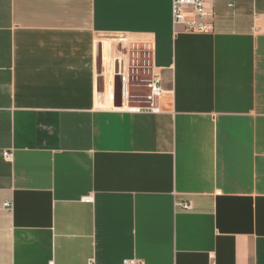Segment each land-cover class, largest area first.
Wrapping results in <instances>:
<instances>
[{"label":"crops","instance_id":"0c3cea01","mask_svg":"<svg viewBox=\"0 0 264 264\" xmlns=\"http://www.w3.org/2000/svg\"><path fill=\"white\" fill-rule=\"evenodd\" d=\"M203 2L0 0V264H264V0ZM108 37L158 112L114 106Z\"/></svg>","mask_w":264,"mask_h":264},{"label":"built area","instance_id":"2783aa9c","mask_svg":"<svg viewBox=\"0 0 264 264\" xmlns=\"http://www.w3.org/2000/svg\"><path fill=\"white\" fill-rule=\"evenodd\" d=\"M210 17L211 13L205 7L203 0H172V23L174 26H181L185 31L194 33L208 32L209 29L207 21ZM135 45L138 46L137 43ZM140 46H142L143 50H145L148 55L151 70L149 78L145 79L142 83V86L145 88V94L129 98L127 96L128 89L124 81V76L116 71L115 73L120 78L121 86V107H117V109H122L123 107L128 106L130 110L136 113H156L159 111L158 103L161 95L163 94V90L160 86L159 76L151 69L150 48L145 45ZM129 103L135 105L130 106ZM11 157L12 153L10 151H4L3 158L5 160H10ZM86 201H89V199H86ZM178 206L184 210H188L190 208L187 203H181L178 204ZM124 264L138 263L135 261H125Z\"/></svg>","mask_w":264,"mask_h":264},{"label":"rangeland","instance_id":"374dc122","mask_svg":"<svg viewBox=\"0 0 264 264\" xmlns=\"http://www.w3.org/2000/svg\"><path fill=\"white\" fill-rule=\"evenodd\" d=\"M106 46L103 57V68L111 77L118 71L124 76L128 97L142 96L145 88L142 83L150 75L149 58L142 46L138 47L133 39L128 37H108L103 39ZM113 85V78H111ZM130 106L135 104L129 103Z\"/></svg>","mask_w":264,"mask_h":264},{"label":"water","instance_id":"95a60500","mask_svg":"<svg viewBox=\"0 0 264 264\" xmlns=\"http://www.w3.org/2000/svg\"><path fill=\"white\" fill-rule=\"evenodd\" d=\"M121 86H120V78L117 76L114 80V106L121 107Z\"/></svg>","mask_w":264,"mask_h":264},{"label":"bare ground","instance_id":"6f19581e","mask_svg":"<svg viewBox=\"0 0 264 264\" xmlns=\"http://www.w3.org/2000/svg\"><path fill=\"white\" fill-rule=\"evenodd\" d=\"M109 96H110V97H112V94H111V92H110Z\"/></svg>","mask_w":264,"mask_h":264}]
</instances>
